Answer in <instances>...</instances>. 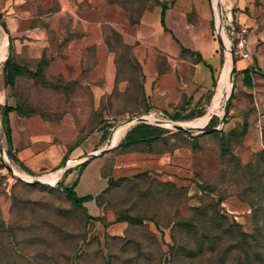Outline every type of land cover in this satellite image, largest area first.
I'll list each match as a JSON object with an SVG mask.
<instances>
[{"label":"rangeland","instance_id":"374dc122","mask_svg":"<svg viewBox=\"0 0 264 264\" xmlns=\"http://www.w3.org/2000/svg\"><path fill=\"white\" fill-rule=\"evenodd\" d=\"M161 4L174 38L159 23ZM234 12L223 25L232 93L222 122L213 115L202 128L207 121H170L203 115L215 90L217 71L202 79L188 46L199 31L223 62L213 0H0L10 55L0 64V264H264V96L235 75ZM92 35L110 56L97 83L119 82L99 103L90 77L97 44H82ZM224 98L223 90L221 106ZM5 103L52 123L71 117L76 141L103 129L93 150L140 119L102 152L105 190L74 205L57 182H42L53 179L13 173L25 172L6 151Z\"/></svg>","mask_w":264,"mask_h":264},{"label":"crops","instance_id":"0c3cea01","mask_svg":"<svg viewBox=\"0 0 264 264\" xmlns=\"http://www.w3.org/2000/svg\"><path fill=\"white\" fill-rule=\"evenodd\" d=\"M213 3L215 16L217 18L218 10L222 25V7H225L226 9L231 7L235 10L234 13L238 25L243 28H245V26L247 27V29L245 28L248 36L246 48L249 53L248 43H251L252 45L253 41H258V39L264 41V28H259L258 26V20L261 19L260 16L264 15V0H213ZM226 14L230 16L228 11ZM216 18L215 23H217ZM166 20L167 13L165 14V22ZM0 30L4 34V36H0V53H2L4 47L6 46L7 48L8 43H6L7 35L1 22ZM217 30L221 45L225 49V58L223 62H221L220 52L217 51L216 41L204 40L201 35L202 33L199 31L195 33L197 36L195 37L196 39H192L190 41L191 45H188L190 49L195 51V53L200 54L201 61L197 62V69L201 73L200 76L202 79H207L208 82L209 79H213L215 74L214 71H217L216 73H218L215 90L207 111L203 115L195 118L202 117L209 113V109L216 97L219 80L223 72L227 54L228 52L231 53L230 47H226L227 41L222 37L218 28ZM101 38L102 37L99 36L97 39L92 35L87 37L86 41L82 43L88 46L97 44L98 60L96 66L90 70L92 92L96 97L97 103L100 102L101 98L106 93L110 92V88L118 86L119 83L117 82L116 85V81L109 78L104 80L103 85L97 83V78L100 80L101 76H104V73L106 72V65H104L103 58L106 57V59L108 58V60H110L106 45H102L100 42ZM227 44L229 45V43ZM6 57L1 60L0 64L6 59ZM214 59L217 63L216 61L213 62ZM205 63L209 65V67L206 66ZM234 65L235 62L232 56L230 63L231 69L229 67L230 70L228 71L227 79L224 80L222 87V91H225V98L222 105L223 111L221 114L212 112L208 121L213 115L218 116L221 122L224 118L227 103L229 102L234 84ZM215 67H218V70ZM245 69H248L247 75L252 80V88L256 94L260 97L261 95L264 96V77L261 75V73H264V48L259 47L257 50H253L249 59H242L236 62L235 75L239 76L238 82H240V84H243L244 74L242 71ZM224 86H226V89H224ZM4 98L5 96H3V99ZM5 105L12 107L10 103H5ZM151 113H154L156 116L153 111L146 114ZM5 116L10 129L8 147L17 165L21 167L28 176L40 180V177L42 176L49 177L55 173L57 175L51 178L53 179L52 181H40L50 182L52 184L57 182L61 188L73 187L77 196L90 194L95 197L108 186L106 164L109 161V155L102 153V150L112 148L118 144V142L115 144L113 143V139L117 132L107 138L104 146H98L97 150H93L95 146L101 142L103 129L96 130L92 135L84 136L81 140L76 141L79 132L73 124L71 117L66 116L59 123H52L45 121L39 115H20V113L13 108L7 111ZM208 121L202 128L207 125ZM87 159H89L87 164L81 166V163ZM45 171L50 172L39 176H32ZM92 202L94 203V200H89L84 202V204H93Z\"/></svg>","mask_w":264,"mask_h":264},{"label":"bare ground","instance_id":"6f19581e","mask_svg":"<svg viewBox=\"0 0 264 264\" xmlns=\"http://www.w3.org/2000/svg\"><path fill=\"white\" fill-rule=\"evenodd\" d=\"M219 11L217 10V26H218V29L220 31V34L222 35V37L227 41V43H229L230 45V51L232 53V48H231V40L225 30V28L223 27V25L221 24L220 22V16H219ZM7 43V42H6ZM5 43V44H6ZM230 52H228L227 54V58H226V61H225V65H224V68H223V72H222V75H221V78L219 80V84H218V89H217V93H216V97H215V100L211 106V109L209 111L208 114L202 116V117H199V118H196V119H186V120H180V121H170V123H174V124H179V125H182L184 123V121H194V122H204V121H207L210 114L212 112H218L219 114H221V112L223 111L222 110V106H221V99L223 97V91H222V87H223V83H224V80L226 79L227 77V74H228V71H229V67H230V63H231V59H232V55H231ZM0 62L2 59H4L7 55V48L6 46L4 47V50L2 53H0ZM152 117V116H151ZM140 119V116L139 118H135V119H132V120H128L126 121L120 128L116 138H114V144L119 142L121 140V138L124 136V134L126 133L127 129L136 121H138ZM179 127V126H178ZM184 128V127H183ZM12 170V169H11ZM13 173L15 175H17L18 177H21V178H27V179H35V178H32L30 176H28L26 173H23V172H19V171H16V170H12ZM57 174H53L52 176H49V177H46L45 179H51L53 177H55ZM37 180V179H35ZM37 181H40V180H37Z\"/></svg>","mask_w":264,"mask_h":264},{"label":"trees","instance_id":"16d2710c","mask_svg":"<svg viewBox=\"0 0 264 264\" xmlns=\"http://www.w3.org/2000/svg\"><path fill=\"white\" fill-rule=\"evenodd\" d=\"M160 7H161V9H160V15H159V23H160V25H161L163 31H165V32H170V33H171V31H170V30L168 29V27L166 26V22H165V14H166L167 7H166L164 4H161ZM171 35H172V37L174 38V36H173L172 33H171ZM195 55L197 56L198 61H201L200 54H199V53H195ZM9 60H10V55L8 54V56H7V58H6L4 64H5V65L9 64ZM205 65L209 67V65H207L206 63H205ZM12 68H14V69H13L14 72L17 71V70H16V67H12ZM247 72H248V69H245V70L242 71V73L244 74L243 84H244L247 88H252V80L248 77V75H247L248 73H247ZM261 75L264 77V73H261ZM12 108H13L14 110H16L15 107H11V106H6V105H5V106L3 107V112H2V114H1V116H2V120L4 121V124H5V127H6L5 132H6L7 145H8L9 140H10V129H9V124H8V122H7V119H6L5 113H6L7 111L11 110ZM16 111H17V110H16ZM17 112H18V111H17ZM179 118H180L179 116H175L173 119L177 120V119H179ZM125 137H127V136H125ZM76 144H77V142H76ZM6 151H9V153H10V155H11V157H12V160L15 162V160H14V158H13V156H12V153H11L9 147L6 148ZM88 160H89V159H87L86 161H83V162L81 163V166H85V165L87 164ZM108 181H110V179H108ZM56 185L60 187L59 183H57ZM60 188H61V187H60ZM61 189H62L63 193L65 194V196H66V197L72 202V204H74V205H81V204L84 203V202H87V201H89V200L95 199V198L99 195V194H98V195H96L95 197H93V196L90 195V194H87V195H84V196H77L76 193H75L74 190H73V187H66V188H61ZM126 220H129V221H131V222H136V219H133V218H130V217H129V218L122 217V218H118V219H117V221H126Z\"/></svg>","mask_w":264,"mask_h":264},{"label":"built area","instance_id":"2783aa9c","mask_svg":"<svg viewBox=\"0 0 264 264\" xmlns=\"http://www.w3.org/2000/svg\"><path fill=\"white\" fill-rule=\"evenodd\" d=\"M229 12L230 16L226 14V12ZM216 18V16H215ZM222 21L223 25L225 26V22L228 25L232 26V17L230 13V8L226 9L225 7H222ZM216 28V26H215ZM234 27H232V30ZM217 30V28H216ZM233 33V31H232ZM246 29L243 27H240L239 30L236 32V45H235V53L238 54L242 59H248L250 58V53L247 51L246 45H247V39L245 37ZM217 34V33H216Z\"/></svg>","mask_w":264,"mask_h":264},{"label":"water","instance_id":"95a60500","mask_svg":"<svg viewBox=\"0 0 264 264\" xmlns=\"http://www.w3.org/2000/svg\"><path fill=\"white\" fill-rule=\"evenodd\" d=\"M7 39H8V38H7ZM227 104H228V103H227ZM226 110H227V109H226ZM226 110H225V112H226ZM181 128H183V127H181ZM183 129H185V128H183ZM0 148L2 149L1 139H0ZM105 150H108V148H107V149H103L102 152L105 151ZM2 152H3V150H2Z\"/></svg>","mask_w":264,"mask_h":264}]
</instances>
